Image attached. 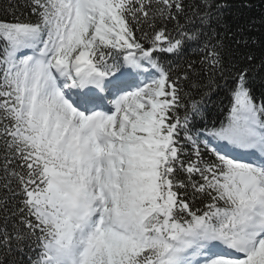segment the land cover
Listing matches in <instances>:
<instances>
[{"label":"snow or ice","instance_id":"6c2138e0","mask_svg":"<svg viewBox=\"0 0 264 264\" xmlns=\"http://www.w3.org/2000/svg\"><path fill=\"white\" fill-rule=\"evenodd\" d=\"M234 7L8 0L0 264H264V36Z\"/></svg>","mask_w":264,"mask_h":264},{"label":"trees","instance_id":"16d2710c","mask_svg":"<svg viewBox=\"0 0 264 264\" xmlns=\"http://www.w3.org/2000/svg\"><path fill=\"white\" fill-rule=\"evenodd\" d=\"M232 2L234 6L239 4V0H232ZM7 3L8 0H0V19H12L10 15H5L2 11V8L6 6ZM250 3L252 7L250 9L243 10V12L238 11L237 8L234 7L233 10L226 15L225 19L233 31H235L238 24L248 25L250 21H255L256 26L249 32V35L261 38L264 36V27L261 26V20L264 19V0H250ZM19 11H23L24 16H27L26 9H20ZM221 32L223 33L222 29ZM252 50L258 57L261 55V49L259 47H254ZM197 59H199V54L196 52V45L189 44L185 50L184 56L180 58L179 61L169 59L166 66L171 65L172 74L175 75L176 73L184 70V65L187 62L195 61ZM258 83L259 82L257 81V87ZM221 99H223V97H219L217 99V103ZM208 115L210 122L223 119V116L215 110V107H210Z\"/></svg>","mask_w":264,"mask_h":264}]
</instances>
